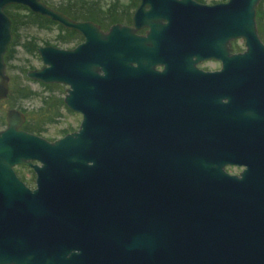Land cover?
Returning a JSON list of instances; mask_svg holds the SVG:
<instances>
[{
    "label": "water",
    "instance_id": "95a60500",
    "mask_svg": "<svg viewBox=\"0 0 264 264\" xmlns=\"http://www.w3.org/2000/svg\"><path fill=\"white\" fill-rule=\"evenodd\" d=\"M261 1L139 0L133 26L166 21L169 59L183 46L188 68H195L194 56L220 61L239 95L243 85H259L264 70ZM14 5L83 37L73 50L37 47L43 67L26 73L66 86L63 103L82 121L76 132L48 142L19 130L24 113L6 112L0 264H264V187L225 171L249 162L259 169L262 137L194 136L218 130L194 108L167 121L187 136H158L147 37L121 25L103 33L42 0H0V101L9 94L4 56L13 41L5 9ZM237 40L244 50L230 55L227 45ZM161 112L162 121L168 115ZM226 127L222 121L219 131ZM21 165L33 170L34 188L17 177Z\"/></svg>",
    "mask_w": 264,
    "mask_h": 264
},
{
    "label": "flooded vegetation",
    "instance_id": "af4514ba",
    "mask_svg": "<svg viewBox=\"0 0 264 264\" xmlns=\"http://www.w3.org/2000/svg\"><path fill=\"white\" fill-rule=\"evenodd\" d=\"M194 1L199 4H203L198 0ZM89 3L90 2H84V4L82 5L71 4L67 14L60 10V8H63V6L50 7L49 5H46L62 13L72 21L93 23L103 33H107L109 29L114 25H121L125 27L134 28L133 16L135 11L137 10L139 0H136V4L133 7H130V16L123 22H110L111 17L106 15V10L98 7L97 5L91 6ZM258 7L260 8V26L257 29L260 40L264 45V0L261 1ZM6 9L5 14L9 17L10 21L11 17L15 19L17 18L19 20L20 26L26 27L24 22L20 19L29 16L30 11L27 8L23 6H21L20 8H16L22 10L24 14H15L11 17L7 14ZM116 9L118 10L117 12H119V4L117 5ZM90 14H93V20L90 19ZM28 23V27L42 29V27L38 23L30 21ZM166 25V21H161L157 26H153L152 28H134V34L137 37H147V49L150 52V59L153 63H155L154 68L152 69L151 74L148 78V88H150L151 105L155 109H160V112L155 113L157 116L155 117V122H160V125L156 127L154 132H156L158 136H187L186 134L180 133L176 127L174 128V126H171V123L167 121L168 119L169 121L174 120V118L177 119V117L174 116V112H177L178 109L181 110V114H183L187 108H194L195 110L199 109V113H204L206 115L205 119L215 122L216 129H218L217 132H214L212 134H198L194 136H261L262 147L258 167L259 169H254L253 166H251V162H249V166H227L225 168V171L230 176L235 177L236 179H241V175L245 173L249 184L256 182L255 179H259V184L264 187V70L260 74L259 85H243L241 89L242 94L236 95L233 77L234 75L227 74V76H224V74L222 73V64L220 61L215 60L213 58H204L197 60V57L194 56L192 57V61H196V63L194 64L195 68H188L186 64L187 54L184 52L183 46L178 52L173 55L171 61L168 57L166 49L167 30L164 28ZM58 26L55 27L60 30ZM68 31L69 37L72 41L70 42V45L63 47H66L64 48L66 50H73L78 45L82 44L84 42V39L80 34L74 31ZM61 35H64V31H61L57 38H59ZM234 42L235 41H230L227 45L230 55L242 52V50H235ZM5 66L7 68L6 61ZM9 95L10 78L9 94L6 99L1 100L0 102L9 99ZM237 97H242V101L240 100L239 102H237ZM236 104L238 105V108H235ZM67 110L69 109L67 108ZM161 110H165L166 115H168L163 117L162 121L161 116L164 112H161ZM22 113H24L25 115V122L20 126L19 130L42 138H44V136H48V125L52 123L54 124V122L56 121L54 120V122L52 121L48 123L45 119L42 121L40 120L38 122H35L30 120L25 114V112ZM208 114H210L211 116L208 117ZM57 115L58 114H56L55 116L58 117ZM79 115L82 121V115ZM222 121H226L227 124L225 132L219 131L221 129L220 123ZM237 123H239L240 125L237 126ZM30 126H35L36 129L30 132L28 131L31 130ZM173 128L174 132L172 131ZM77 130L78 129H72L69 131L64 130L63 132H61L60 136L64 137L66 135L76 132ZM46 140L48 142L55 141L48 139ZM33 164L37 163L33 162ZM14 171L17 177L26 186H28L29 188L35 187V174L29 166H15Z\"/></svg>",
    "mask_w": 264,
    "mask_h": 264
},
{
    "label": "rangeland",
    "instance_id": "374dc122",
    "mask_svg": "<svg viewBox=\"0 0 264 264\" xmlns=\"http://www.w3.org/2000/svg\"><path fill=\"white\" fill-rule=\"evenodd\" d=\"M50 7L64 6L67 2L78 4L79 1L94 2L98 7L108 10L116 0H47ZM130 0H119V10L127 8ZM199 2L207 5L223 3L227 0H198ZM8 14H24L22 10L14 7H8L6 9ZM61 33L55 26L50 28H32L21 27L13 35L14 43L10 46L6 53V74L10 78V89L13 92L16 90L30 91L31 96L27 99L14 100L13 95L11 98L0 102V131L4 130L5 113L8 109L15 108L21 112H25L27 117L35 122L46 119L48 122L52 118V121L56 120L54 124L48 125V136L44 138L48 140H57L63 136L61 132L64 130H76L81 122L79 114H75L67 110L63 104V99L66 94V86L62 85H49L56 86L52 88L45 87L46 85L29 80L25 74L34 69H40L43 67L42 62L37 52L29 51L25 47L26 42L36 44V47L40 46H52L56 48H66L57 43V37ZM236 51L244 50V42L237 40L234 42ZM48 86V85H47ZM46 102L53 105L55 111L54 115L51 111L47 112L48 108ZM58 114L56 117L55 115ZM51 121V122H52Z\"/></svg>",
    "mask_w": 264,
    "mask_h": 264
},
{
    "label": "trees",
    "instance_id": "16d2710c",
    "mask_svg": "<svg viewBox=\"0 0 264 264\" xmlns=\"http://www.w3.org/2000/svg\"><path fill=\"white\" fill-rule=\"evenodd\" d=\"M45 4H47V5H49L48 4V1L47 0H42ZM71 4H73L72 2H67L64 6H63V8H60V10L62 11V12H64L65 14H67V12H68V9H69V7L71 6ZM82 4H84V2H82V1H79V3L78 4H74V5H82ZM91 6H96L97 4L96 3H94V2H90L89 3ZM119 4V0H116L115 1V3L108 9V10H106V15H108V16H110L111 17V19H110V22H123V21H125L126 19H128V17L130 16V7H133L135 4H136V0H130L129 1V4L127 5V8H122V10H119V12H117L118 10L116 9V7H117V5ZM13 7H15V8H20L21 6H13ZM7 14H8V12H7ZM10 17L12 16V15H10V14H8ZM259 17H260V8L259 7H257V9H256V24H257V28H259ZM90 19L91 20H93V14H90ZM20 20H22L23 22H24V24L26 25V27H28V25H29V21L30 22H34V23H38V24H40V26L42 27V28H45V29H47V28H50V27H52V26H58V25H56L54 22H52V21H50V20H48V19H46V18H44V17H42V16H39V15H36V14H33V13H31V12H29V16L28 17H26V18H23V19H20ZM106 20H107V18H106ZM105 20V21H106ZM109 20V19H108ZM11 21H12V23H11V31H12V34L13 35H15L16 34V32H17V30L18 29H20L21 28V26H20V24H19V20L16 18H13V17H11ZM58 28L61 30V31H64V35L62 36H60L58 39H57V43L59 44V45H61V46H68V45H70V42L72 41L71 40V38L69 37V31L68 30H65V29H63V28H61V27H59L58 26ZM15 41H14V38H13V41H12V43L10 44V46L12 45V44H15L14 43ZM10 46H9V48H10ZM25 47L27 48V50H29V51H34V52H36V44H33V43H31V42H26L25 43ZM8 48V49H9ZM5 58H6V56H5ZM45 87H47V88H52V87H56V86H45ZM13 95V97H14V100L16 99V100H21V99H27V98H29L30 96H31V92L30 91H25V90H22V89H20V90H16V91H14L13 92V90H12V88L10 89V95H9V98H11V96ZM46 106H47V108H48V110H47V112H49V111H51V113H53V115H54V111H55V109H54V107H53V105H51L50 103H48V102H46ZM52 121V118L51 119H49L48 120V123H50ZM30 129L31 130H28V131H30V132H32L34 129H36L35 128V126H30Z\"/></svg>",
    "mask_w": 264,
    "mask_h": 264
}]
</instances>
